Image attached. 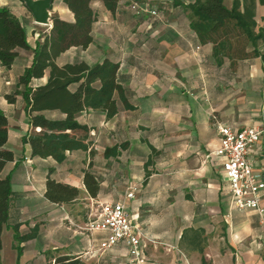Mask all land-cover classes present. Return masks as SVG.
<instances>
[{
  "label": "crops",
  "instance_id": "obj_1",
  "mask_svg": "<svg viewBox=\"0 0 264 264\" xmlns=\"http://www.w3.org/2000/svg\"><path fill=\"white\" fill-rule=\"evenodd\" d=\"M194 1L120 0L113 12L102 0L93 1V42L71 47L56 62L119 63L131 107L121 103L113 117L99 109L82 111L78 120L89 131L77 134L86 136L89 149L68 151L63 162L33 157L23 142L30 123L16 91L33 51L18 48L11 67L0 62V111L8 119L3 148L14 153L0 174L12 183L2 264H55L65 256L67 264H138L125 241L103 250L108 233L85 230L99 204L113 201L125 203L140 229L141 264H264V221L254 210L235 207L223 159L214 154L220 145L217 123L234 130L264 124V37L256 46L243 36L237 43L233 38V47L202 43L185 7ZM223 1L232 8L234 0ZM135 3L158 13L138 15ZM4 6L20 19L32 47L53 26L52 17L37 23L23 0H0ZM239 10H251L254 33L264 35V0H239ZM54 15L75 20L63 0H53ZM47 79L46 74L32 85ZM112 147L118 153L106 156ZM248 158L264 178V137ZM86 170L100 182L97 196L86 188ZM48 176L77 187L78 197L50 201ZM131 191L133 197H127ZM16 234L28 238L18 241Z\"/></svg>",
  "mask_w": 264,
  "mask_h": 264
},
{
  "label": "trees",
  "instance_id": "obj_2",
  "mask_svg": "<svg viewBox=\"0 0 264 264\" xmlns=\"http://www.w3.org/2000/svg\"><path fill=\"white\" fill-rule=\"evenodd\" d=\"M53 1V0H52ZM73 12L75 20L68 22L59 16H52L53 26L43 40L32 47L27 39L26 30L20 19L4 6L0 7V62L11 67L18 57V48L33 51L32 64L20 76L16 94L25 101L30 130L23 136V142L31 147L33 157H51L57 162L66 159L68 151L88 150L86 136L89 128L78 120V115L86 109H99L113 117L125 108L126 92L121 84L119 63L108 58L92 65L76 60L59 65L56 60L71 47L87 48L94 40L93 28L97 13L93 8L94 0H63ZM110 11H115L120 0H102ZM190 10L191 27L202 43L213 42L217 47H233L241 41V36L256 46L264 37L253 31L252 11L239 10V0H234L232 8H227L223 0H195L185 5ZM239 36V37H238ZM217 51V49H216ZM48 75L47 82L33 87L34 79ZM20 88V89H19ZM10 101L13 95H8ZM49 112H57L49 116ZM8 140V119L0 111V174L8 162L14 160V153L4 149ZM126 144H122L124 148ZM92 152V151H91ZM117 147L107 148L106 156L117 154ZM84 183L91 196L100 192V182L96 175L85 171ZM80 191L77 187L58 182L50 176L46 182V197L56 203H67L76 199ZM12 197L10 176L0 177V264L2 250V231L9 215ZM21 241L28 236H15ZM69 257H60L55 264H67Z\"/></svg>",
  "mask_w": 264,
  "mask_h": 264
},
{
  "label": "built area",
  "instance_id": "obj_3",
  "mask_svg": "<svg viewBox=\"0 0 264 264\" xmlns=\"http://www.w3.org/2000/svg\"><path fill=\"white\" fill-rule=\"evenodd\" d=\"M140 15L149 12L157 15L156 9H149L137 3L132 5ZM220 145L214 154L223 159L224 177L227 180L235 207L238 210H254L264 221L263 190L264 178L249 161L251 147L264 137V124L234 130L228 125L217 123ZM133 197V192L127 193ZM87 231H105L107 238L101 243V249H108L119 242L128 245L129 256L134 263L144 262L141 247V233L126 211L123 201L100 203L94 218L86 225Z\"/></svg>",
  "mask_w": 264,
  "mask_h": 264
},
{
  "label": "water",
  "instance_id": "obj_4",
  "mask_svg": "<svg viewBox=\"0 0 264 264\" xmlns=\"http://www.w3.org/2000/svg\"><path fill=\"white\" fill-rule=\"evenodd\" d=\"M25 2L37 22L47 23L52 0H25Z\"/></svg>",
  "mask_w": 264,
  "mask_h": 264
},
{
  "label": "rangeland",
  "instance_id": "obj_5",
  "mask_svg": "<svg viewBox=\"0 0 264 264\" xmlns=\"http://www.w3.org/2000/svg\"><path fill=\"white\" fill-rule=\"evenodd\" d=\"M24 1V3H25V5H26V7L28 8V6H27V4H26V2H25V0H23ZM52 4H53V1L51 2V7L49 8V17H48V21H47V23L50 21V19H51V17H52ZM29 9V8H28ZM30 10V9H29ZM30 12H31V10H30ZM32 13V12H31ZM33 15V14H32ZM34 17V16H33ZM35 19V18H34ZM36 21V20H35ZM37 22V21H36ZM37 23H41V22H37ZM47 23H41V24H47Z\"/></svg>",
  "mask_w": 264,
  "mask_h": 264
}]
</instances>
